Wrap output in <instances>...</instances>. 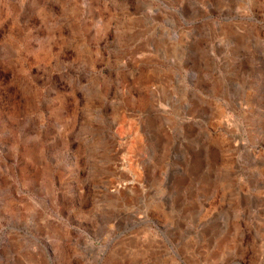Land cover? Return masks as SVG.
Segmentation results:
<instances>
[{
    "label": "rangeland",
    "instance_id": "rangeland-1",
    "mask_svg": "<svg viewBox=\"0 0 264 264\" xmlns=\"http://www.w3.org/2000/svg\"><path fill=\"white\" fill-rule=\"evenodd\" d=\"M123 259L264 264V0H0V264Z\"/></svg>",
    "mask_w": 264,
    "mask_h": 264
},
{
    "label": "bare ground",
    "instance_id": "bare-ground-1",
    "mask_svg": "<svg viewBox=\"0 0 264 264\" xmlns=\"http://www.w3.org/2000/svg\"><path fill=\"white\" fill-rule=\"evenodd\" d=\"M153 14H155V13H153ZM151 17V16H150ZM155 22V21H154ZM174 34V33H173ZM116 144V143H115ZM114 144V145H115ZM113 145V146H114ZM118 145V144H117ZM121 148V147H120ZM114 149V148H113ZM117 149H118V147H117ZM116 150V149H115ZM119 150V149H118ZM112 151H114V150H112ZM120 151V150H119ZM117 153H119V152H117ZM113 156H114V154H113ZM117 158H119V157H117ZM112 160H113V158H112ZM112 160H111V162H112ZM116 163V162H115ZM112 164V163H111ZM117 164V163H116ZM115 164V165H116ZM122 165V164H121ZM109 166V165H108ZM112 167H115V166H112ZM117 167V166H116ZM119 167V166H118ZM121 167V166H120ZM113 169V168H112ZM111 169V170H112ZM120 169V168H119ZM122 169V168H121ZM125 169V168H124ZM116 171H118L119 172V170H116ZM141 184V183H140ZM140 188V187H139ZM143 188V187H142ZM107 189V188H106ZM117 189V188H116ZM106 191V190H105ZM108 191H109V189H108ZM143 191V190H142ZM111 195H113V194H111ZM144 217V216H143ZM145 219V218H144ZM238 229H239V227H238ZM237 229V227H236V229H235V231L236 230H238ZM234 230H232V232H233ZM240 235V234H239ZM239 235H237V237L239 236ZM235 236V235H234ZM241 236V235H240ZM34 238V237H33ZM36 238V237H35ZM235 239V238H234ZM91 246H93L94 247V244H92ZM40 249V248H39ZM47 256V255H46ZM63 257V256H62ZM125 257V256H124ZM119 257H117V259H118ZM35 259V258H34ZM64 259V258H63ZM67 259V258H66ZM44 260V259H43ZM65 260V259H64ZM131 260V259H130ZM40 261V260H39ZM45 261V260H44ZM47 261V260H46ZM234 261V260H233ZM49 262V261H48ZM123 262L125 263V264H128L129 262L127 261V259H123ZM28 263V262H27ZM122 263V262H121ZM131 263V262H130ZM47 264V263H46ZM49 264H51V263H49Z\"/></svg>",
    "mask_w": 264,
    "mask_h": 264
}]
</instances>
